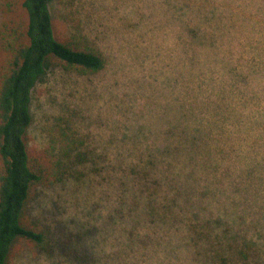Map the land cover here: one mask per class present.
<instances>
[{
  "label": "trees",
  "instance_id": "1",
  "mask_svg": "<svg viewBox=\"0 0 264 264\" xmlns=\"http://www.w3.org/2000/svg\"><path fill=\"white\" fill-rule=\"evenodd\" d=\"M253 11L264 24L262 0H0V264L17 241L68 264L99 260L88 232L54 238L28 213L38 193L84 179L118 189L107 230L115 248L138 247L125 262L106 254L107 264H156L139 242L169 243L160 257L184 264H264V41L225 46L235 12L252 20ZM111 34L140 68L113 120L62 101L28 154L31 94L46 75L78 78L92 102L114 97L98 80L124 65L112 60Z\"/></svg>",
  "mask_w": 264,
  "mask_h": 264
},
{
  "label": "rangeland",
  "instance_id": "2",
  "mask_svg": "<svg viewBox=\"0 0 264 264\" xmlns=\"http://www.w3.org/2000/svg\"><path fill=\"white\" fill-rule=\"evenodd\" d=\"M248 14H252L251 19L253 21L242 18V14L235 12L234 15L235 17L237 15V21L240 24L236 27L235 36L227 38L225 45L227 49L234 48L238 40L248 37L256 40L261 37V40L264 41V24L260 21L261 15L255 11ZM54 28L55 30H59L61 27L55 24ZM154 37L156 44H159V41L162 39V31L159 28L156 30ZM120 40L118 35H110V48L108 50L112 54V60L115 63L124 61L125 54H123V49L120 47L122 41ZM159 47L166 53L167 48L165 44H161ZM240 50H245L244 52H246L247 46L243 44V49ZM236 52H239V49H234L235 56L238 55ZM251 52L261 54L262 47L253 43ZM127 63L124 61L123 68L115 72H113L112 65H109L103 76L98 79L100 85L106 83L114 93V97L110 101L105 102V104L96 98L93 99V102L88 100L85 97L84 89L79 86L78 78L74 82H70L67 74H49V77L46 75V79L43 82L37 83L31 94L33 122L25 138L28 154L31 155L42 141L40 128L45 122L44 117L54 114L59 103L62 101L70 105L78 101L84 102L81 104L82 106L90 107L94 111L100 110L105 115L101 119L102 121L108 118H110L109 120H113L116 104L127 99L130 86L132 85L130 82L132 78L139 75L138 72L140 71V68H136ZM252 82L250 80L251 84L247 85V89L256 90V83L252 84ZM110 105L111 108L109 109ZM103 131L108 133L110 127H103ZM111 189L115 191L113 195H111ZM116 192H118V189L112 185H108L106 181L101 184L95 183L94 181L89 183L87 179H84L80 184L68 181L38 193L30 200L28 213L44 221L52 230L54 238L57 236V233L59 234L65 229L69 230L70 236L77 231L88 232V235L86 234L83 237L85 241L84 245L87 250H90L94 255L96 254V258L99 259L93 262V264H107L106 254L112 251H117V254H122L114 259L125 262L124 255L125 253L129 254L128 248L125 247L128 239L125 240L124 246L115 248L116 243H112L111 239L113 230L108 231L106 226L109 220L113 222L112 219H109V215L114 216L110 209H112L111 206L114 208V205H117ZM109 224L113 228L114 225L112 223ZM93 228H95L94 231ZM121 235L123 238L126 237V234L121 233ZM134 241L137 242L135 238ZM138 244L143 249V255L150 256L148 258L149 261L155 260L156 264H184L182 261L176 262L173 257H160L164 253V248L170 247L169 243L163 244V247L162 244L159 246L153 245L152 248H150L151 245L147 248L146 244L142 245L140 242ZM137 250L138 247L134 246L129 256ZM101 261H105V263ZM120 261L119 263H121ZM131 261L133 264H139V262L142 263L143 259L139 257L137 261ZM5 264H68V261L58 254L47 256L39 251L36 252L28 243L17 241L12 246Z\"/></svg>",
  "mask_w": 264,
  "mask_h": 264
}]
</instances>
